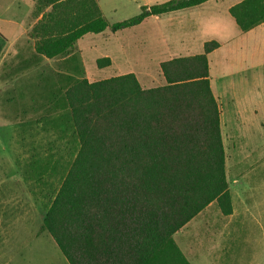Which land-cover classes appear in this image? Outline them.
Segmentation results:
<instances>
[{
	"label": "trees",
	"instance_id": "1",
	"mask_svg": "<svg viewBox=\"0 0 264 264\" xmlns=\"http://www.w3.org/2000/svg\"><path fill=\"white\" fill-rule=\"evenodd\" d=\"M208 1L141 6L109 24L97 0H37L27 37L35 56L66 58V65L76 62L71 53L85 36L118 34ZM228 14L246 33L264 23V0H241ZM218 47L209 41L198 55L161 62L164 85L155 88H142L133 73L99 81L56 75L39 118L52 138L44 148L47 205L40 232L67 264H190L173 235L210 203L224 216L231 213L207 60ZM37 162L31 171L39 170Z\"/></svg>",
	"mask_w": 264,
	"mask_h": 264
},
{
	"label": "rangeland",
	"instance_id": "2",
	"mask_svg": "<svg viewBox=\"0 0 264 264\" xmlns=\"http://www.w3.org/2000/svg\"><path fill=\"white\" fill-rule=\"evenodd\" d=\"M31 1L0 0V32L8 41L4 43L0 39V264H67L50 236L40 232L43 208L47 205L48 172L42 168L46 161L44 148L52 138L42 131L39 118L45 113L50 86L56 85L53 83L58 74L99 81L133 73L142 88H155L164 85L158 62L179 53L168 49L175 45L168 28L163 26L159 31L156 22L150 19L120 32L126 51L121 54L116 49L118 67L96 64L98 59L105 58V41L116 35L110 31L79 41L71 53L76 62L65 65L66 58L48 60L35 56L32 40L28 39L30 44L24 46L13 44L20 31H29L35 23L31 15L37 0ZM167 1L100 0V4L107 22L112 24L138 14L141 6ZM240 1L213 0L183 12L207 21L205 31L194 32L197 41L232 42L231 46L223 45L217 53L220 73L216 75L212 71L213 78L216 76L220 81L216 87L214 78L212 89L223 108L233 110L227 108L230 98L242 95L250 98L247 121L233 123L231 117L227 127H221L227 179L238 181L236 187L244 192L246 200L240 218L241 233L233 244H226L219 233L207 227L208 223L226 217L215 206L203 210L173 235L190 264H264V75L262 67H256L263 61L264 23L250 34H241L228 14V8ZM171 17L164 16L161 21L166 23ZM75 67L78 73L74 72ZM252 76L253 83H239ZM34 160L38 161L34 167L38 166L39 170L31 171ZM50 179L52 182L53 178ZM251 184L254 200L248 198ZM238 198L236 193V203ZM253 210L256 212L250 213ZM231 246L233 249L227 254L218 252Z\"/></svg>",
	"mask_w": 264,
	"mask_h": 264
},
{
	"label": "crops",
	"instance_id": "3",
	"mask_svg": "<svg viewBox=\"0 0 264 264\" xmlns=\"http://www.w3.org/2000/svg\"><path fill=\"white\" fill-rule=\"evenodd\" d=\"M211 1H213V0H211ZM211 1H208V2H206L200 6H197L195 8L202 7L203 5H205ZM97 3H98V6L101 10L103 17L106 19L104 12H103V9H102L101 4H100V0H97ZM191 9H194V8H191ZM187 10H190V9H187ZM185 11L186 10H182V11H177V12H173V13L164 15V16L173 15V17L169 18L166 23L161 21V18L164 16H160V17H154L153 16V17H149V18L145 19L140 25L144 24V22L151 19V20H154L156 22L157 28L159 31H161V27H163V26H164V28H168L170 35L173 37V43L175 42L174 47L173 48L169 47L168 49H171V51H175L174 53H177V54L179 53L178 54L179 56H176V57H188V56L198 55L202 52L204 43L209 42V41H216V40L207 39V40H198L197 41L195 38L196 33H194V32L205 31V24H206L205 22H207V21H205V22L200 21L201 19L194 17L193 13L192 14L183 13ZM140 25H138V26H140ZM138 26H136V27H138ZM136 27H134V28H136ZM134 28H131V29H134ZM213 31H215V30H213ZM239 32H240V30H239ZM250 32H252V31L250 30L246 33H242V32H240V33L241 34H250ZM27 33H28V31L26 29H24L23 31H20L19 35L13 41V44L14 43H20L21 46H24L25 44H27V45L30 44L29 40H31V39L27 38ZM102 34H104V33H102ZM191 34H193V35L191 36ZM99 35H101V34H99ZM99 35H95V36H99ZM89 36H92V35H89ZM120 36H121L120 33H118L116 35H112V39H110L109 41H105L106 51H105V54L103 57L108 58L110 60V62H111L110 67H116L117 66L116 60H117V51L118 50L116 51V49L118 48L119 52L121 54H122V51H126V49H125L126 43H124V44L122 43ZM86 37H88V36L83 37V39ZM92 37H94V36H92ZM192 38H193V40H192ZM0 39L4 43H8V41L4 38V35L1 32H0ZM83 39H81V40H83ZM81 40H79V41H81ZM32 42H33L32 43V46H33L34 41L32 40ZM169 42H170V38H169ZM216 42L219 44V47L208 54L207 60H208V72H209V85H210L211 92H212V94H213V96L217 102V106H218V110H219V125H220V132H221V127L226 128L227 125L231 121V117L233 119V123H239L240 124L241 122L247 121L248 111L246 109L248 107V103H249L250 98H249V96L245 97L244 95H242L240 98L239 97L238 98H230L228 100V103H227V108L230 107L233 109L230 112L229 109L226 110L223 108L222 104L219 101L220 98H218L214 94L213 89H212L213 79L215 78L214 84L216 87L220 81H218L216 79V76H214V78H213L212 71L214 70V72H215L214 74L217 75V73H220V70H221V69H219V68H221L220 64L216 60L217 53L222 48L223 45L228 44L229 46H231L230 43H232L231 40H228L227 42H221V41H216ZM176 45H177V47H176ZM263 56H264V53H263ZM176 57H170L167 60H169L171 58H176ZM163 61H166V60H163ZM160 63L161 62H158V64H160ZM224 63L226 66L227 62L224 61ZM243 66H245L244 62H243ZM256 67H262V69H263V61L261 64H256ZM254 69H255V67H253V70ZM225 74L226 73H224V75ZM119 75H121V74H119ZM263 75H264V70H263ZM253 82H254V76H252L251 79L250 78H247V80L244 79V80L240 81L239 83H242L244 85H248V84L253 83ZM247 88H248V86L247 87L244 86V89H247ZM229 89H230V87H229ZM221 137H222V133H221ZM222 142H223V137H222ZM223 147H224V143H223ZM224 153H225V150H224ZM226 158L227 157L225 154V172H226V177H227ZM227 181H228V179H227ZM228 184H229V193H230V197H231V213L227 216L222 215L218 206L215 203H210L208 206H206L204 208V210L207 208L215 206L216 209L218 210L219 214L223 217H226V219H224V220L217 221L215 223H208L207 227L210 229H214L217 233H219L222 236L223 241L226 244L231 245L234 243L235 240H237L239 238V235L241 233L239 231V228L243 226L242 225L243 222L240 221V218H241L242 213L244 211V208H245L244 204H245L246 200H244V198H243L244 192H242L240 189H238L236 187V185L238 184V181L236 179L231 180V182L228 181ZM230 184L233 186L232 188L230 187ZM251 185H249L250 188L248 189V198L250 200L251 199L254 200L256 195H255V192L253 190V185L252 186ZM236 193L239 195V198L237 199V203L235 201V194ZM252 212H256V210H253L250 213H252ZM232 249H233L232 246L230 248L226 247V248L220 249V251L218 250V252L219 253L221 252L223 254H227ZM252 250H254V249H252Z\"/></svg>",
	"mask_w": 264,
	"mask_h": 264
}]
</instances>
